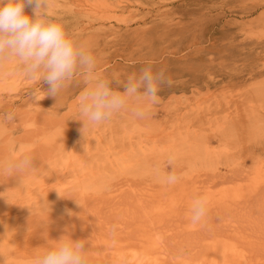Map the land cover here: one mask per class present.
<instances>
[{
	"label": "rangeland",
	"instance_id": "rangeland-1",
	"mask_svg": "<svg viewBox=\"0 0 264 264\" xmlns=\"http://www.w3.org/2000/svg\"><path fill=\"white\" fill-rule=\"evenodd\" d=\"M48 5L114 90L149 64L171 85L143 118L130 100L84 127L85 77L46 96L0 62V264H31L65 235L87 241L93 264H264V0ZM25 156L33 167L4 170ZM199 196L208 212L193 224Z\"/></svg>",
	"mask_w": 264,
	"mask_h": 264
},
{
	"label": "clouds",
	"instance_id": "clouds-1",
	"mask_svg": "<svg viewBox=\"0 0 264 264\" xmlns=\"http://www.w3.org/2000/svg\"><path fill=\"white\" fill-rule=\"evenodd\" d=\"M48 0H0V62L15 60L23 66L28 79L43 80L48 84L46 96L56 97L77 75L85 77L88 87L79 96V113L84 127L99 125L135 101L133 113L145 116V104L158 102V93L171 80L163 70L154 72L149 64L130 75L123 84V91L114 90L111 81L96 76V57L92 50L69 36L64 25L48 16ZM32 8V15L25 8ZM36 100V89L31 94ZM8 121L14 119L6 114ZM83 127V128H84ZM167 164H174L169 157ZM32 166L30 157L9 162L5 171L20 172ZM178 176L170 171L165 183L173 185ZM209 200L206 196L195 198L191 205V222L199 223L206 217ZM61 237L55 244L37 255L31 264H93L85 240Z\"/></svg>",
	"mask_w": 264,
	"mask_h": 264
}]
</instances>
